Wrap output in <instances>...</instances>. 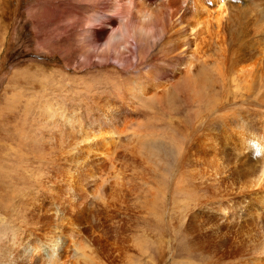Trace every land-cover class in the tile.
Returning a JSON list of instances; mask_svg holds the SVG:
<instances>
[{"label": "rangeland", "instance_id": "374dc122", "mask_svg": "<svg viewBox=\"0 0 264 264\" xmlns=\"http://www.w3.org/2000/svg\"><path fill=\"white\" fill-rule=\"evenodd\" d=\"M224 1L0 0V264H152L144 228L160 264L207 262L185 233L171 252L178 211L159 207L171 179L209 202L213 137L264 142V0Z\"/></svg>", "mask_w": 264, "mask_h": 264}, {"label": "bare ground", "instance_id": "6f19581e", "mask_svg": "<svg viewBox=\"0 0 264 264\" xmlns=\"http://www.w3.org/2000/svg\"><path fill=\"white\" fill-rule=\"evenodd\" d=\"M142 1L145 2L148 0H142ZM213 1L217 2V5L220 7V9L222 8V6H224V4H223L225 2L224 0H213ZM198 5H200V4L198 3ZM201 6H202V4H201ZM195 8H197V3L193 9L194 10L193 15L198 16V17L201 16V13H202L201 11L203 9L201 11H199V10H197L198 8L197 9H195ZM204 8H206L205 5H204ZM165 12H167V10ZM142 14L147 15L148 10L143 9ZM194 22H196V21L194 20ZM187 25L190 26V24L186 23V26ZM184 28L185 27H181V28L177 29V31L174 30L175 33L178 34L180 40L183 41V44H184L185 39L188 40L185 37L186 32H184V30L186 28L185 29ZM197 28H199V24H198ZM137 31H141L140 33H142V34L139 33L140 38H144L147 36V35H145L148 33L147 27H145V28L139 27L137 29ZM193 31H195V28ZM191 33H192V31H191ZM196 33L195 34L192 33L196 37L195 40L192 38V40H194V41H196V39L198 38V34H196ZM174 37H175V35H174ZM113 38H114V36H113ZM174 43H175L174 48L176 50V47L178 48V46H180L181 43L178 42V39H176V38H175ZM181 46H183V45L181 44ZM174 48H172V49H174ZM170 54H171V52H170ZM242 71H243V73H242L243 75H244V72H248L249 75H251L252 77L255 78V72H252L251 70L248 71L246 69H242ZM189 74L190 73H188L187 76ZM244 77H246V80H247V76L244 75ZM249 78H250V76H249ZM189 79H191V78H189ZM211 79H212V82H211V87H212L214 85L215 78L211 77ZM252 80H253V78H252ZM209 83H210V81H209ZM194 86L197 87V85H194ZM194 86H193V88H194ZM194 91H196L195 92L196 95L197 94H199V95L203 94L202 88L200 89V91H199V89H196V90L194 89ZM205 96H206V93H205ZM54 116H56V115H54ZM59 117H62L65 122H69L67 120L71 121V117L67 116L65 113L59 114ZM213 120H212V122H213ZM54 121H53V123L50 121L51 124L55 125ZM57 124H58V122H57ZM67 125H69V124H67ZM71 125H73V124L71 123ZM70 128H69V130H70ZM72 130H73V128H72ZM232 135H235V130L232 129L230 133L226 130V132H224V134H219V139L218 138L216 139L213 137L212 138L213 143L210 141L213 144V147H212L213 158L210 162L211 163V171L210 172L207 171L208 181H206V182H208V189H209L210 194L212 196V198L209 200V202L197 203V202L193 201V202L198 204V205L194 206L193 203H191V201L193 200L192 198H194V195H195L194 191L195 190L193 191V190H191V188L190 189H189V187L187 188L185 186L184 179L181 178L179 181L173 180V182L171 179V187L169 186L170 187V189H169V195H170L169 199L170 200L164 201L163 203L161 202L162 204L160 205V207H159V205L157 207L161 208L162 210H165L167 208V206H169L170 204H173L175 209L178 211V214L176 215V217L173 219H170V223H169L170 230L175 235L174 244L172 242H170L171 252L172 251L174 252L177 249V245H179V242L182 239V233H185L186 239L189 240V245L187 247L188 250L195 249V250L200 251L201 255L207 257V259H208L205 264H220L219 261H221V260H218L215 258L216 254L214 255L211 252L212 249H214L213 251H215L217 249H221L225 253L224 255H226V257H228L230 259L231 258L237 259L239 261V264H264V142L262 144H261V142L260 143H254L253 142L254 144L253 143L252 144L254 146L246 145L248 147L245 150H243V148H238L237 150H235V152H232L230 147L237 146V144H238V143L235 144L237 141L234 142L235 139H233ZM209 139H210V137H209ZM236 139H238V137ZM147 140H148L147 138L144 140V141H146V144L144 145V147H146L147 152H148L146 155L153 157V158H157L156 163L160 164V162H163V159L160 158L161 148L158 149V146H156V145H151V146L147 145V143H148ZM262 141H264L263 137H262ZM151 142H155V141H151ZM243 142L245 143V141H243ZM89 143H90V141H89ZM86 144H88V143H86ZM245 144H247V143H245ZM183 146H185V145L183 144ZM183 146H182V149L185 148ZM97 147L99 148V145H95V146L92 145L91 147H89V150H88L89 154L92 152L94 153V149ZM45 149H46V147H45ZM47 149L50 150L49 147H47ZM179 149L180 148H178V147H174V150L176 153H178L177 150H179ZM78 155H79V153H78ZM177 157H178V154H177ZM211 157L212 156H210V158ZM109 159L112 161L113 164H115V160L113 158H109L108 156L106 158H104L105 161H108ZM193 188L194 187H192V189ZM134 190H136V188H134ZM223 193H226V196H228V197L230 195H233L234 197H229L227 199V197L225 198V196L222 195ZM215 196H219V198L221 197V198H223V200L221 199L220 201H218L219 199H217V201H216L213 198ZM233 198H234V200L232 203L226 204V202H224L226 199L230 200ZM64 228L62 227V229H64ZM144 229H143V233H144V231H145V233H144V235L142 233L143 237H141V241L143 242V244L146 245V252L148 254L150 253L149 255L152 257V259H151L152 264H160L159 262H161L162 259L166 255L167 241L164 239L158 238L157 235L155 237V234H153V233L152 234L149 233L148 228L145 230ZM156 229H159V228H156ZM156 231H158V230H156ZM73 234H74V232L73 231L70 232V230H69L68 235H73ZM57 241H59V239L53 240L52 242L56 243ZM216 253H218V252H216ZM156 255H158V256L156 257ZM220 255H222V253ZM220 255L219 256L216 255V256L220 257ZM83 257H85V255H83ZM51 258L52 257H50L49 259H51ZM44 259L42 257V258H40V261L44 260ZM86 259H88V258H86ZM238 261H237V264H238ZM183 262L184 261H182L181 263L179 262V264H183ZM222 262H224V261H222ZM233 263L235 264V261ZM225 264H226V262H225Z\"/></svg>", "mask_w": 264, "mask_h": 264}, {"label": "clouds", "instance_id": "9594fccd", "mask_svg": "<svg viewBox=\"0 0 264 264\" xmlns=\"http://www.w3.org/2000/svg\"><path fill=\"white\" fill-rule=\"evenodd\" d=\"M148 18L149 17L147 15H145L144 20L146 21ZM21 250H22V252L25 253V255H27L29 257V259L31 258V255L33 253L30 252V248L28 246L23 247ZM49 264H50V262H49Z\"/></svg>", "mask_w": 264, "mask_h": 264}]
</instances>
